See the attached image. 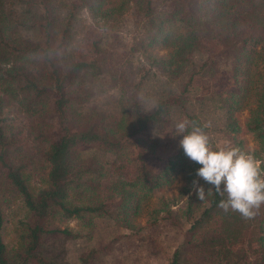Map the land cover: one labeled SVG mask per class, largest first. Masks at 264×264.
I'll return each mask as SVG.
<instances>
[{
	"label": "trees",
	"instance_id": "trees-1",
	"mask_svg": "<svg viewBox=\"0 0 264 264\" xmlns=\"http://www.w3.org/2000/svg\"><path fill=\"white\" fill-rule=\"evenodd\" d=\"M33 4L36 13L26 21L16 17L22 9L19 10L15 0H0V174L32 215L28 221H19L17 244L12 247L13 256L8 258L3 240L5 219L0 209V264H65L63 240L73 238L76 233L66 227L47 228L42 218L54 214L60 221L77 219L89 226L96 217H112L128 227L130 214L141 199H147L176 172H191L200 167L191 160L187 163L180 150L153 173L146 170L144 162L134 175H127L114 165L102 172V166L94 158L81 161L79 151L83 149L119 155L121 142L126 137L142 135L154 123L163 122L181 93L160 98L147 113L139 111L132 89L123 93L119 106L121 121L130 125L126 132L121 125L111 127L109 118L96 111L83 113V120L75 125L72 113L81 101L72 94V83L78 73L98 69V57L94 56L72 63L66 74H60L58 58L65 50L71 19L78 8L104 13L115 21L124 15L135 21L154 16L155 30L148 45L166 49L167 73L196 65L190 60L195 52L227 53L229 67L219 74L224 89L221 101L230 112L226 128L240 130L230 114L234 109L244 110L242 130L257 141L264 140V0H68L61 17L52 12L53 0H35ZM16 26L37 28L41 37L16 44L10 38ZM36 62L42 80L25 72L26 65ZM204 65L205 61L189 71L181 92H188V84ZM143 74L132 82V87L142 80ZM48 104L55 116L50 128L36 133L42 147L37 151L40 171L35 172L10 156L13 141L5 133V127L16 117L10 119L2 110L12 105L27 114H36ZM187 119L202 128L196 117L190 115ZM35 173L37 181L32 180ZM102 180L109 181L116 198L86 202ZM209 186L207 203L184 231L166 264H248L252 252L258 253L259 263L264 264V204L253 218L246 219L238 212L221 209L218 205L226 197ZM185 203L188 211L189 201ZM43 233L48 235L49 242L40 246Z\"/></svg>",
	"mask_w": 264,
	"mask_h": 264
},
{
	"label": "rangeland",
	"instance_id": "rangeland-1",
	"mask_svg": "<svg viewBox=\"0 0 264 264\" xmlns=\"http://www.w3.org/2000/svg\"><path fill=\"white\" fill-rule=\"evenodd\" d=\"M33 1L35 0H15L19 10L22 9L17 11L16 17L28 21L36 13ZM53 1L51 10L54 15L61 17L68 0ZM111 18L105 17L101 12L78 8L71 19L72 28L67 45L58 58V64L62 68L60 74H66L70 65L76 61L98 57V69L78 73L72 83L71 92L81 101L80 107L72 113L74 124L81 123L83 113L96 111L109 118L113 123L111 127L121 125L119 127L126 132L130 125L126 120L121 121L122 111L119 106L123 93L132 89L141 113L154 109L160 98L181 94L177 104L170 106L164 115L163 122L150 125L140 136L126 137L121 142L119 155L101 149H83L79 151L81 161L94 158L102 166V172H107L114 165L127 175H134L144 162L148 172H156L176 151L183 152L179 146L182 136L176 133L175 124L191 115L196 117L202 130L208 135L213 150L235 147L251 155L264 178V140L257 141L250 133L242 130L246 112L232 110L230 116L237 120L240 130L231 131L226 128L230 112H227L221 101L224 89L219 82V74L229 67L227 53L216 50L195 52L190 60L196 65L167 73L166 49L148 45L155 30L154 16L140 21H135L128 15H124L119 21ZM40 37V31L32 26H16L10 35L12 41L19 45ZM203 61L205 65L188 84V92H181L189 71L196 70ZM140 65L143 66L142 69L136 71ZM24 69L26 74L43 79L37 62L26 65ZM141 73H144L142 80L132 87V82ZM2 113L10 119L16 117L5 127V133L13 141L10 156L14 161L24 162L28 169L40 171L37 151L42 147V142L36 138V133L52 126L55 115L51 105L48 104L36 114H27L21 108L8 105L3 108ZM191 127L190 123L189 130ZM187 160L189 163L188 157ZM198 168L191 172H176L167 183L154 189L147 199H141L135 212L130 214L131 226H122L112 217H96L89 226L82 225L77 219L60 221L58 215L54 214L41 221L47 228L66 227L76 233L73 238L63 240L65 264H166L173 250L180 244L184 231L210 196L209 184L195 174ZM37 177L35 173L32 180L37 181ZM193 180H197L206 191L203 201L197 199L192 189ZM88 197L86 202L89 203L116 198L110 191L108 180L99 182ZM187 200L188 211L185 203ZM0 209L5 219L3 240L7 244L6 254L11 258L14 253L12 247L17 244L18 223L21 220L28 221L32 215L22 206L16 190L1 174ZM48 242V235L41 234L40 246ZM258 255L250 253L248 264H260Z\"/></svg>",
	"mask_w": 264,
	"mask_h": 264
},
{
	"label": "clouds",
	"instance_id": "clouds-1",
	"mask_svg": "<svg viewBox=\"0 0 264 264\" xmlns=\"http://www.w3.org/2000/svg\"><path fill=\"white\" fill-rule=\"evenodd\" d=\"M175 131L182 136L179 146L186 157L200 165L196 176L226 196L218 206L225 212L232 210L246 219L253 218L264 204V178L255 159L235 147L213 150L208 135L187 119L177 122ZM192 189L198 200L205 199L206 191L197 180H193Z\"/></svg>",
	"mask_w": 264,
	"mask_h": 264
}]
</instances>
